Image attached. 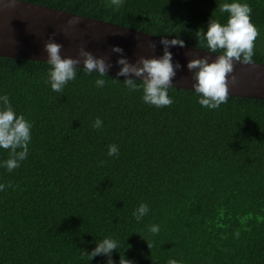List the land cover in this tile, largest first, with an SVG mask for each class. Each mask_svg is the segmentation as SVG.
Wrapping results in <instances>:
<instances>
[{"label": "trees", "instance_id": "1", "mask_svg": "<svg viewBox=\"0 0 264 264\" xmlns=\"http://www.w3.org/2000/svg\"><path fill=\"white\" fill-rule=\"evenodd\" d=\"M23 1L205 50L197 33L210 18L226 23L220 5L234 2ZM237 2L250 7L258 32L250 61L264 63V0ZM48 69L0 56V94L31 124L27 157L11 171L0 167V264H119L120 256L131 264H264V99L228 96L208 109L192 90L171 86V104L158 108L124 77L81 67L55 92ZM7 157L0 149V161ZM141 203L148 212L137 220ZM105 237L116 249L90 260Z\"/></svg>", "mask_w": 264, "mask_h": 264}, {"label": "clouds", "instance_id": "2", "mask_svg": "<svg viewBox=\"0 0 264 264\" xmlns=\"http://www.w3.org/2000/svg\"><path fill=\"white\" fill-rule=\"evenodd\" d=\"M111 6H120L122 0H108ZM221 12H227L226 23H219L214 19H209L206 29L198 32L208 49L209 53H218L215 59L209 61L205 57L190 59L186 67L192 72L194 83L192 91L197 95V103L208 109H215L228 99L229 82H234L235 77L230 76L233 69V61L249 62L252 58L253 41L258 35L257 29L250 22L251 9L246 3H239L234 0L232 3L220 5ZM70 24L77 23L76 20L69 21ZM160 43L163 46L162 55L158 57H139L133 63H129L126 58L117 59L120 66L115 77H124L123 83L130 88L139 87L142 90V101L155 107H163L171 104L168 90L172 86L171 79L175 76V70L179 69V63L175 65L171 60L169 46H183V41L179 39H165L161 37ZM43 48L47 54L46 63L49 65L46 83L51 90L60 92L64 85L73 80L77 73L78 64L82 65L84 73H97L99 77L105 76L107 69L111 66L101 57H95L83 47L78 50L76 58L61 57V45L51 38L46 41ZM113 52H121L119 47H113ZM137 77L140 84L137 85ZM103 79H96L95 84L102 86ZM101 120L97 118L93 122V127H99ZM31 124L23 115L17 114L8 99L7 94H0V149L8 150V157L0 161V167L6 170L19 166V162L24 160L28 154V142L31 139ZM17 149H20L17 151ZM116 145H109L107 154L112 156L117 153ZM6 185L0 184V191ZM148 212V206L141 203L133 212V217L141 219ZM159 230L153 224L149 231L153 234ZM117 247V241L110 237H105L96 242L95 247L87 253L90 257L105 254L110 255ZM149 247V246H148ZM107 264H113L109 258ZM119 264H131V261L123 258L119 259ZM166 264H179L176 259H168Z\"/></svg>", "mask_w": 264, "mask_h": 264}, {"label": "water", "instance_id": "3", "mask_svg": "<svg viewBox=\"0 0 264 264\" xmlns=\"http://www.w3.org/2000/svg\"><path fill=\"white\" fill-rule=\"evenodd\" d=\"M71 20L77 23L70 24ZM50 38L61 45V57L76 58L83 47L109 63L110 74L118 71L116 61L121 57L133 63L141 56L158 57L163 49L160 36L29 1L0 0V56L46 62L43 45ZM114 46L122 51L113 52ZM168 51L172 63L180 65L171 79L172 87L188 90H192L194 80L187 62L205 56L211 61L218 54L184 43L169 46ZM230 76L235 81L229 82L228 96L264 99V63L233 61Z\"/></svg>", "mask_w": 264, "mask_h": 264}]
</instances>
